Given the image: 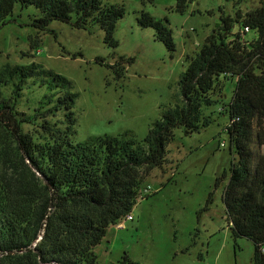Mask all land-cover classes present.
Returning <instances> with one entry per match:
<instances>
[{
    "label": "trees",
    "instance_id": "trees-1",
    "mask_svg": "<svg viewBox=\"0 0 264 264\" xmlns=\"http://www.w3.org/2000/svg\"><path fill=\"white\" fill-rule=\"evenodd\" d=\"M191 1L176 0L174 8L184 13ZM17 3L39 10L41 16L31 24L40 30L54 19L79 29L98 24L104 42L117 45L113 34L125 12L121 5L0 0V22L8 21ZM220 19V30L187 57L173 104L140 140L124 132L73 142L76 94L70 81L35 62L0 69V264H97L94 248L110 225L131 212L144 177L163 165L174 129L192 133L211 123L202 109L217 100L211 95L220 75L236 78L231 100L224 105L229 150L236 159L227 178L223 174L215 184L227 179L222 202L229 229L234 237L253 242L251 263L264 264V0L245 14L238 10L235 18ZM137 22L152 27L170 54L174 52L167 21L141 12ZM234 22L241 28L231 33ZM249 31L256 36L246 41ZM32 77L40 78L50 92L31 112L19 110L24 85ZM24 125L32 127L25 130ZM118 263L139 264L126 254Z\"/></svg>",
    "mask_w": 264,
    "mask_h": 264
},
{
    "label": "rangeland",
    "instance_id": "rangeland-1",
    "mask_svg": "<svg viewBox=\"0 0 264 264\" xmlns=\"http://www.w3.org/2000/svg\"><path fill=\"white\" fill-rule=\"evenodd\" d=\"M104 1L125 11L115 26L116 46L104 42L98 24L79 29L54 19L40 30L31 24L41 16L32 5L15 4L8 21L0 22V69L35 62L70 81L69 89L76 94L73 142L124 132L143 139L179 93L187 57L199 51L209 34L220 30L221 15L235 18L238 10L245 14L260 4V0H192L180 13L174 8L176 0ZM141 12L168 22L175 44L172 54L152 27L138 24ZM240 28L234 22L231 33ZM255 36L249 31L244 40ZM218 80L211 95L217 100L202 109L211 123L192 133L174 129L165 162L140 185L132 220L121 228L110 225L94 248L97 264H119L125 254L139 264H252L253 242L234 237L229 229L222 202L227 179L215 184L223 174L227 178L236 159L229 150L225 130L229 116L224 111L236 78L220 75ZM49 92L46 83L32 77L17 108L31 112ZM31 127L24 125L25 130Z\"/></svg>",
    "mask_w": 264,
    "mask_h": 264
},
{
    "label": "built area",
    "instance_id": "built-area-1",
    "mask_svg": "<svg viewBox=\"0 0 264 264\" xmlns=\"http://www.w3.org/2000/svg\"><path fill=\"white\" fill-rule=\"evenodd\" d=\"M220 146H224V142H221V143H220ZM141 197H142V196H141ZM132 218H133V216H132L131 212H130V213H127L125 216H123L122 218H120V219L115 223L114 226H116V227H118V228L124 227L125 222H126V221H129V220H132Z\"/></svg>",
    "mask_w": 264,
    "mask_h": 264
}]
</instances>
